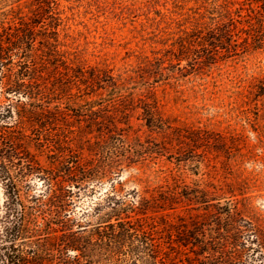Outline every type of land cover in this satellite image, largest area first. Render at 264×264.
Returning a JSON list of instances; mask_svg holds the SVG:
<instances>
[{"label": "rangeland", "instance_id": "rangeland-1", "mask_svg": "<svg viewBox=\"0 0 264 264\" xmlns=\"http://www.w3.org/2000/svg\"><path fill=\"white\" fill-rule=\"evenodd\" d=\"M59 4L46 23L59 33L60 50L74 71L85 68L87 82H103L59 85L61 101L36 108L23 132L15 115L0 116V135L15 142V153L0 151V161L10 164L26 204L47 195L46 174L54 167L55 155L39 144V135L58 127L88 157L86 137H96L100 128L92 125L95 116L76 109H92L109 121L129 120L132 128L118 133L146 160L135 156V165L121 172L122 184H70L72 221L66 230L86 232L115 222L116 209L119 218L152 230L168 264H210L208 255L188 251L214 241L219 250H232L222 264H264V33L260 41L256 34L264 0ZM29 8L27 0H0V23L8 27V18ZM13 99L0 95L1 114ZM144 102L157 111L152 128ZM4 194L0 183V216Z\"/></svg>", "mask_w": 264, "mask_h": 264}, {"label": "trees", "instance_id": "trees-1", "mask_svg": "<svg viewBox=\"0 0 264 264\" xmlns=\"http://www.w3.org/2000/svg\"><path fill=\"white\" fill-rule=\"evenodd\" d=\"M27 2L30 8L26 14L24 10L14 13L8 18V27L5 22L0 23V95L15 98L0 116L15 115L18 118L16 127L21 129L20 132L26 129V123L36 108L44 111V104L61 101L56 98L59 96L60 89H56L59 85L78 86L87 82L84 78L85 68L79 65V71L73 70V63L68 62L70 58L59 48V33L50 31L52 26L48 27L46 23L47 19L54 18L51 15L57 14L55 11L59 9V0ZM18 19L21 22H15ZM258 33L257 40L260 41L261 33H264V14L257 23ZM39 34L42 37L40 40ZM101 78H92L90 82L101 86ZM90 82H87V87H91ZM112 82L117 86L115 80ZM48 84L52 85L48 87ZM87 103L89 106L93 104ZM144 103L142 109L147 127L152 128L158 121L157 111L152 104ZM55 107L62 114L59 106ZM76 110L82 116H95L92 125L100 128L98 135L86 137L85 144L89 146L87 157L83 148L81 151L74 149L77 147L73 139L64 130L58 127L44 128V134L39 135L38 141L54 153V167L46 174L47 195L33 197L31 201L35 203L34 206L26 204L9 173L10 164L0 161V183L5 190L0 216V264H168L163 257L164 244L155 243L152 230L140 228L135 222L127 220L129 217L119 218L116 209H113L115 222L111 218L104 226L86 232H83L85 229H80L78 233L66 230L72 221L68 210L70 198H73L70 184L76 185L74 183L80 181L122 184V170L135 165V156L145 157L139 154L144 153L142 150L133 148L132 143L118 133L123 131L120 127L132 128L129 120L119 122V117H113L109 121V118H103L92 109ZM99 112L103 110L100 108ZM52 131L57 134L53 135ZM43 135L46 141L41 138ZM0 151L15 153L14 140L0 135ZM217 244L216 241L208 242L209 248L192 249L188 253L197 254L196 251H199L200 258L203 254L208 255L206 258L210 264H222L221 260L232 250L225 247L219 250ZM214 253L219 255H212ZM250 263L241 260L229 264Z\"/></svg>", "mask_w": 264, "mask_h": 264}]
</instances>
